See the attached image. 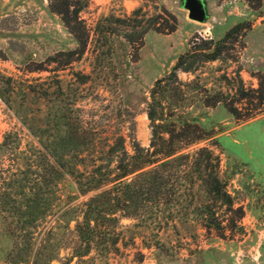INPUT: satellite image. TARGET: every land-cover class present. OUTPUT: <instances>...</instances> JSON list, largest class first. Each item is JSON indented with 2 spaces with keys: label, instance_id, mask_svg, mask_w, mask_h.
<instances>
[{
  "label": "rangeland",
  "instance_id": "1",
  "mask_svg": "<svg viewBox=\"0 0 264 264\" xmlns=\"http://www.w3.org/2000/svg\"><path fill=\"white\" fill-rule=\"evenodd\" d=\"M49 1L0 0V264H264V106L236 118L220 101L202 103L214 91L229 98L236 70L243 87L257 86L255 74L264 71V0L256 8L245 0H202V21L187 16L183 0H86L78 14L89 34L82 53L69 61L62 52L75 40ZM139 3L147 15L165 6L176 28L148 29L134 46L137 40L124 36L131 21L121 19ZM239 21L249 26L228 49L232 57L177 71L181 84H159L165 88L162 120L195 123L202 133L178 152L205 147L217 157V189L243 211L235 225L222 237L201 225L199 203L211 204L220 224L234 215L223 212L218 195L217 202L204 196L187 161L184 187L169 212L140 221L116 210L109 238L71 256L82 246L75 223L83 202L103 188L81 192L84 176L108 160L100 169L112 170L106 149L118 136L129 153L132 140L147 146L146 107L155 79L194 33L195 41L219 39ZM97 23L104 42L92 34ZM94 47L110 50L95 54Z\"/></svg>",
  "mask_w": 264,
  "mask_h": 264
},
{
  "label": "trees",
  "instance_id": "2",
  "mask_svg": "<svg viewBox=\"0 0 264 264\" xmlns=\"http://www.w3.org/2000/svg\"><path fill=\"white\" fill-rule=\"evenodd\" d=\"M249 6L256 8L261 5V0H245ZM86 4V0H50L49 8L57 13L62 24L74 37L76 45L62 54H66V60L79 56L84 50L88 29L78 12ZM264 5V4H263ZM143 4L134 6L128 14H124L122 21L129 24L130 30L124 32L129 42L133 38L139 46L143 33L152 29L155 32L169 33L176 28V17L162 4L150 15L146 14ZM249 24L239 21L230 26L219 39L211 37H199L196 33L188 42V47L179 53L170 69L161 77L156 78L149 90L150 99L147 102L146 114L150 121L151 133L147 146L139 145L135 140L131 142L132 152L124 148L123 138L118 136L111 142L106 151L114 159L111 169L101 170L108 167L110 160L106 163L93 164L90 173L84 176L85 186L81 192L103 186V188L90 195L83 202L81 219L75 223V230L80 248H73L71 256H82L87 253L90 244L102 243L109 238L111 229L116 220L114 212L119 210L121 215L137 218L140 221H153L168 211L169 203L175 204L180 195V189L184 187L187 169L183 166L189 162V168L193 169L195 178L198 179L197 186L201 187L206 198L217 202V195L225 205L223 212H232L234 217L225 224L217 220L215 208L206 202L197 204L196 209L200 213L201 225L206 229H212L216 235L223 236L225 228L235 225V220L240 218L243 211L241 206H233L227 192L220 186L217 189V157L205 147H199L191 153L178 152V150L195 139L202 136L199 127L195 123H181L178 126L174 122H165L164 112L160 106V95L165 88L159 85L161 81L175 82L181 84L177 77V71H192L199 63L223 56L232 57L228 49H232L237 36L243 33ZM92 34L95 39L104 42L106 40L103 26L95 24ZM95 54L107 52L105 47L92 48ZM237 84L234 92L229 98L221 91H214L211 95L202 99L204 105H213L220 101L226 110L236 118H246L253 114L254 109L264 106V71L257 72V86L245 88L241 85L237 70ZM176 89H179L177 85ZM168 89V88H167ZM158 106V109L156 108ZM264 127V118L262 119ZM60 165H64L63 162ZM207 172L205 174V170ZM205 174V175H204ZM109 183L108 185H106ZM163 205V206H162ZM166 205V206H165ZM111 227V228H110ZM113 238H110V242ZM68 261L64 262L67 264Z\"/></svg>",
  "mask_w": 264,
  "mask_h": 264
},
{
  "label": "water",
  "instance_id": "3",
  "mask_svg": "<svg viewBox=\"0 0 264 264\" xmlns=\"http://www.w3.org/2000/svg\"><path fill=\"white\" fill-rule=\"evenodd\" d=\"M182 4L189 18L197 21H202L205 18L202 0H183Z\"/></svg>",
  "mask_w": 264,
  "mask_h": 264
}]
</instances>
